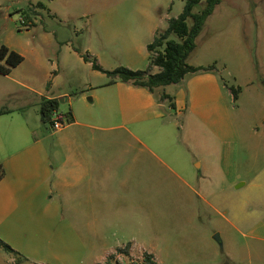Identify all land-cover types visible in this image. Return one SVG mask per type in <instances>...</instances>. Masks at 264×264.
Returning a JSON list of instances; mask_svg holds the SVG:
<instances>
[{
  "label": "rangeland",
  "instance_id": "rangeland-1",
  "mask_svg": "<svg viewBox=\"0 0 264 264\" xmlns=\"http://www.w3.org/2000/svg\"><path fill=\"white\" fill-rule=\"evenodd\" d=\"M184 1L0 0V45L23 56L10 76H0V108L19 110L36 127L38 97L27 86L43 93L52 82V95L99 98L72 102L78 118L100 123L107 109L119 123L98 84L111 77L98 74L91 60L104 70L146 69L149 37ZM187 62L214 64L228 89L239 87L235 100L226 92L225 120L179 133L175 116L171 135L154 134L150 143L173 172L150 158L145 185L114 194L111 207L96 212L104 217H90L84 206L76 218L0 226V239L18 252L0 247V264H103L111 255L109 264H144L145 252L159 264H264V0H221ZM59 106L65 127L69 101ZM39 126L51 142L56 130ZM113 145L116 157L121 146ZM122 159L130 161V154Z\"/></svg>",
  "mask_w": 264,
  "mask_h": 264
},
{
  "label": "crops",
  "instance_id": "crops-1",
  "mask_svg": "<svg viewBox=\"0 0 264 264\" xmlns=\"http://www.w3.org/2000/svg\"><path fill=\"white\" fill-rule=\"evenodd\" d=\"M158 30L161 29L154 30L147 43ZM130 67L139 69V66ZM157 71V67L151 68L152 73ZM11 73L0 76L7 78ZM111 80H101L98 84L105 88L106 103L117 107L119 123L111 122L112 112L107 109L100 123H94L96 119L91 116L78 118L79 114L72 110V102H94L99 98L95 93L90 96L80 93L75 97L65 92L52 95L50 91L55 85L52 82L43 93L41 89L27 86L38 97L33 99L36 127L28 123L27 115L21 116L19 110L7 109L0 115V163L5 171L0 180V226L23 228L42 221L47 224L54 218H76L84 206L92 213L90 217H104L96 212L107 211L113 204L114 194L127 195L129 186L145 185L147 161L152 159L173 172L151 145L154 134L171 135L177 123L175 116L180 119L179 133L185 127L198 129L207 127L208 122L220 124L228 116L225 96L230 90L216 68L188 73L178 83L153 91L129 81ZM162 94L170 98H162ZM229 95L232 96L231 92ZM42 98L57 99L58 112L60 101L70 104L72 120L54 131L51 142H47L49 134L39 130L42 120L36 104H40ZM118 129L121 132L116 135L111 132ZM113 144L121 146L116 148V157ZM125 154H130V161L122 159ZM149 180L154 183L152 177ZM69 226L77 231L73 224Z\"/></svg>",
  "mask_w": 264,
  "mask_h": 264
},
{
  "label": "trees",
  "instance_id": "trees-1",
  "mask_svg": "<svg viewBox=\"0 0 264 264\" xmlns=\"http://www.w3.org/2000/svg\"><path fill=\"white\" fill-rule=\"evenodd\" d=\"M220 2L221 0H185L181 12L175 17H169L166 27L156 31L152 41L147 43L148 67L146 69L133 70L125 66H119L113 70H104L96 62V59L91 60L92 67L111 77V82L114 80L129 81L134 85L146 87L150 91L157 87L178 83L188 73L214 69V64L196 66L189 64L187 59L196 46V38L203 30L206 19ZM37 4L40 6L39 3ZM196 6L200 8L194 11ZM84 59L89 61L87 57ZM22 60L23 56L20 53L4 44L0 45V74L10 73L11 69L20 64ZM153 66L158 68L155 73L151 72ZM261 82L264 84V80ZM229 90L232 99L235 100L239 87L230 85ZM161 97L170 98L167 94H162ZM7 111L5 108H0V115ZM54 111H58L57 99L42 98L39 104L41 120L51 125ZM68 120H70L69 117ZM4 174V167L0 163V180L4 177ZM0 247L18 255L16 250L1 239ZM128 247L129 244L124 249L119 248L118 250L124 251ZM110 258H112V255ZM109 259L103 264H109ZM142 260L144 264H159L149 252L143 254Z\"/></svg>",
  "mask_w": 264,
  "mask_h": 264
},
{
  "label": "built area",
  "instance_id": "built-area-1",
  "mask_svg": "<svg viewBox=\"0 0 264 264\" xmlns=\"http://www.w3.org/2000/svg\"><path fill=\"white\" fill-rule=\"evenodd\" d=\"M20 21H21V24L24 27H27L28 28V25L29 24L26 22V20L23 17L20 19ZM64 122H66V119L64 117H62L61 114H59L58 111H54L52 113V123H51V127L54 130L61 129L64 126Z\"/></svg>",
  "mask_w": 264,
  "mask_h": 264
}]
</instances>
